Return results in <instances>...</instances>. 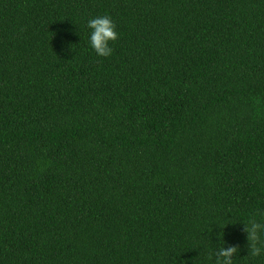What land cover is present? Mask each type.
I'll return each mask as SVG.
<instances>
[{"label":"trees","instance_id":"obj_1","mask_svg":"<svg viewBox=\"0 0 264 264\" xmlns=\"http://www.w3.org/2000/svg\"><path fill=\"white\" fill-rule=\"evenodd\" d=\"M258 209L264 0H0V264H264Z\"/></svg>","mask_w":264,"mask_h":264},{"label":"clouds","instance_id":"obj_2","mask_svg":"<svg viewBox=\"0 0 264 264\" xmlns=\"http://www.w3.org/2000/svg\"><path fill=\"white\" fill-rule=\"evenodd\" d=\"M116 23L108 14L92 17L87 20L86 28L89 29L88 44L98 57L112 55L113 48L110 42L118 39L119 33L116 30ZM226 226V225H225ZM243 231L246 233L247 250L253 257L264 254V210L253 212L247 223H243ZM223 245L215 252L214 264H233L234 254L239 253L238 244ZM212 257L209 256V260Z\"/></svg>","mask_w":264,"mask_h":264}]
</instances>
